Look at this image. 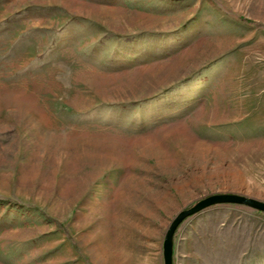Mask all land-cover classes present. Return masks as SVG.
<instances>
[{
  "label": "rangeland",
  "instance_id": "obj_1",
  "mask_svg": "<svg viewBox=\"0 0 264 264\" xmlns=\"http://www.w3.org/2000/svg\"><path fill=\"white\" fill-rule=\"evenodd\" d=\"M220 193L264 202V0H0V264H164ZM173 263L264 264V212Z\"/></svg>",
  "mask_w": 264,
  "mask_h": 264
},
{
  "label": "water",
  "instance_id": "obj_2",
  "mask_svg": "<svg viewBox=\"0 0 264 264\" xmlns=\"http://www.w3.org/2000/svg\"><path fill=\"white\" fill-rule=\"evenodd\" d=\"M233 204L246 206L264 212V202L240 194L220 193L207 196L189 209L181 211L171 223L163 242L164 264H174V237L179 226L188 218L217 205Z\"/></svg>",
  "mask_w": 264,
  "mask_h": 264
}]
</instances>
